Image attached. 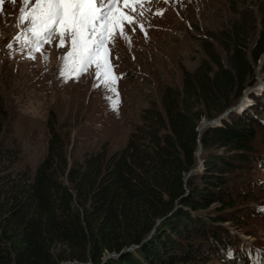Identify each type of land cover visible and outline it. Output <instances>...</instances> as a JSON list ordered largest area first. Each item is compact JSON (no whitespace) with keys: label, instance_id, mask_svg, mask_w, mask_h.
Segmentation results:
<instances>
[{"label":"trees","instance_id":"1","mask_svg":"<svg viewBox=\"0 0 264 264\" xmlns=\"http://www.w3.org/2000/svg\"><path fill=\"white\" fill-rule=\"evenodd\" d=\"M254 20L244 8L218 32L226 63L203 41L206 58L183 69L180 89L163 87L160 106L142 107L140 122L111 153L102 144L68 164L52 110L46 149L33 172L12 170L15 149L0 141V264H182L190 253L182 248L190 250L208 236L209 252L237 264L242 252L227 256L230 242L218 230L226 218L208 209L234 205L221 174L252 157V122L264 109V84L253 88L250 103L230 109L202 131L198 123L230 106L231 92L239 98L255 85V67L264 53V2L255 39L248 43ZM5 112L0 103V131ZM198 145L231 154L202 155L199 169L185 177L198 163ZM258 162L263 166L264 157Z\"/></svg>","mask_w":264,"mask_h":264},{"label":"rangeland","instance_id":"2","mask_svg":"<svg viewBox=\"0 0 264 264\" xmlns=\"http://www.w3.org/2000/svg\"><path fill=\"white\" fill-rule=\"evenodd\" d=\"M263 2L147 0L142 7L135 5L143 15L136 24L124 23L131 42L117 36L114 44L106 43L99 53L98 59L103 60L105 50L110 49L108 60L113 65L116 82L109 86L103 76L97 75L95 64L84 72L79 71L80 62L76 58L69 59L65 65V56L71 51L70 41L66 40L65 47H57L59 37L55 36L51 43L45 42L36 50L32 46L35 39L32 33H25L26 24L19 22L20 0L16 4L3 0L0 3V103L6 112L1 118L0 141L15 149L16 159L11 169L28 167L33 172L46 149L49 110L54 113L53 125L64 143L68 164L99 150L102 144L106 153L119 149L133 126L140 122L141 108L150 102L160 106L163 87L180 89L183 69L192 70L206 58L203 41H208L221 60L227 62V53L217 39L218 32L229 28L244 8L255 17L256 24L248 43L255 39ZM119 7L128 13L127 8ZM161 11L163 14H158ZM139 24H143V30ZM111 30L112 25L109 35ZM17 36L21 39L17 40ZM8 44L12 47L8 48ZM255 72L257 88L264 84V53ZM252 91L253 86L245 87L239 98L231 92L228 97L231 105L221 112L211 111L212 118L219 120L218 116L231 106L233 109L250 103ZM257 114L260 119L252 122L255 135L251 159L221 174V179L230 186L234 205L226 208L211 205L208 209L226 218L218 222V230L231 242L228 251L249 244L264 250V165L258 162L259 157H264V109H258ZM212 118L202 116L198 129L202 131L212 123L209 122ZM11 139L15 141L12 143ZM209 153L231 154L222 147L212 145L201 149L198 145L195 151L198 163L185 177L192 176L200 167L201 156ZM190 232L195 238L201 237L197 230ZM206 238L201 237L191 251L182 248L190 252L182 264H225L219 253L207 250L212 237Z\"/></svg>","mask_w":264,"mask_h":264},{"label":"snow or ice","instance_id":"3","mask_svg":"<svg viewBox=\"0 0 264 264\" xmlns=\"http://www.w3.org/2000/svg\"><path fill=\"white\" fill-rule=\"evenodd\" d=\"M145 2L147 0H20L19 22L26 24L25 33H32L35 38L32 46L36 50L45 42L51 43L55 36L59 37L57 47H65L66 40L70 41L71 51L65 56V65L69 59L76 58L80 62L79 71L84 72L95 64L97 75L103 76L104 83L112 86L116 78L112 73L113 65L108 60L110 49L105 50L103 60L98 59L99 53L106 43L114 44L117 36L131 42L124 23L129 26L138 23L137 18L143 12L138 11L135 5L142 7ZM11 3L16 4L17 0H11ZM119 6L127 8L128 13L122 12ZM158 14L162 15L163 12ZM139 27L143 30V24H139ZM16 39L20 40L21 37L17 36ZM7 47L11 48L12 45L8 44Z\"/></svg>","mask_w":264,"mask_h":264},{"label":"water","instance_id":"4","mask_svg":"<svg viewBox=\"0 0 264 264\" xmlns=\"http://www.w3.org/2000/svg\"><path fill=\"white\" fill-rule=\"evenodd\" d=\"M231 107H232V106H231ZM231 107H230V108H231ZM230 108H229L225 113H222V115H220V116H218V117H221V116H223L224 114H226V113L230 110ZM215 119H216V118H212V119H210L209 122H214ZM110 255H112V254L110 253ZM106 256H109V254H107Z\"/></svg>","mask_w":264,"mask_h":264}]
</instances>
